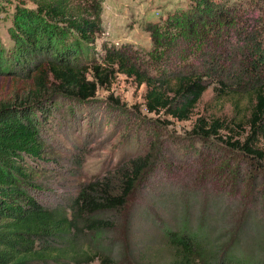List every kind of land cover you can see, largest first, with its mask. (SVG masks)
I'll list each match as a JSON object with an SVG mask.
<instances>
[{"label":"trees","instance_id":"obj_1","mask_svg":"<svg viewBox=\"0 0 264 264\" xmlns=\"http://www.w3.org/2000/svg\"><path fill=\"white\" fill-rule=\"evenodd\" d=\"M30 1L33 7L14 4L11 43L0 46V75L33 86L26 102L0 106V264H129L128 254H114L129 249L130 264H264V0H194L185 14L212 13V38L192 48L184 34L192 18L178 17L184 26L162 44L155 71L133 48L103 47L101 58L90 53L98 14L77 0ZM116 73L145 84L148 112L177 121L190 119L209 88L216 99L251 98L245 121L196 118L190 133L206 145L196 160L148 179L152 206L166 211L158 248L136 239L133 217L130 239L116 234L114 243L107 235L121 228L104 217L129 196L131 204L145 174H157L147 155L121 170L119 194L97 180L70 204L39 197L50 163L41 133L55 100L89 102ZM103 241L108 248H99Z\"/></svg>","mask_w":264,"mask_h":264},{"label":"rangeland","instance_id":"obj_2","mask_svg":"<svg viewBox=\"0 0 264 264\" xmlns=\"http://www.w3.org/2000/svg\"><path fill=\"white\" fill-rule=\"evenodd\" d=\"M16 1L0 0V46L6 49L11 43L9 28ZM21 1L27 7L34 6L30 0ZM193 1L77 0L75 3L98 14L100 31L90 44V53L101 58L103 47L133 48L150 62L151 66L146 68L155 71L152 64H157L164 55L162 44L178 33L176 28L184 26L178 17L187 15L186 18H192L193 27L183 31L192 48L203 40L207 42L206 38H212L208 36L212 30L210 25L216 21L212 13L207 14L200 9L198 13L185 14L187 8L194 6ZM247 1L229 0L228 4H244ZM193 29L195 32H192ZM32 87L31 81L0 75V106L26 102L24 99L33 90ZM145 91V84H137L132 77L116 73L109 84L98 87L89 102L57 98L55 106H52L51 123L44 124L41 133L46 145L44 154L48 156L44 161L50 163L43 165L44 173H41L40 179L44 192L39 197L46 203L70 204L87 184L97 180L106 182L103 185L112 194H119L122 188L121 170L130 167L131 160L147 155L154 161L150 171L157 174H145L135 184L131 204L129 196L123 208L106 213L104 217L117 220L121 228L107 235L111 240L114 237V243L116 234L130 239V218L133 217L136 239L149 241L158 248L155 241L158 240L159 226L166 217V211L152 206V199L146 194L148 179L171 175L165 174L164 169L181 172L187 162L196 160V153L206 147L190 133L196 118L228 120L237 116L245 121L251 98L248 94H230L216 99L214 90L209 88L196 104L190 119L177 121L163 114L148 112ZM128 244L130 246V240ZM109 245V241H103L99 248H108ZM117 252L114 251L116 256L128 254L130 264V249ZM120 260H123L122 257ZM91 264L100 262L95 260Z\"/></svg>","mask_w":264,"mask_h":264}]
</instances>
